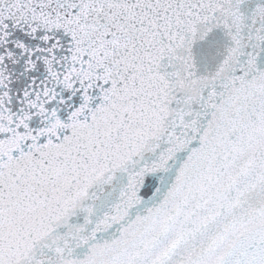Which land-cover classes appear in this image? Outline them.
<instances>
[{
    "label": "snow or ice",
    "instance_id": "6c2138e0",
    "mask_svg": "<svg viewBox=\"0 0 264 264\" xmlns=\"http://www.w3.org/2000/svg\"><path fill=\"white\" fill-rule=\"evenodd\" d=\"M0 264H264V0H0Z\"/></svg>",
    "mask_w": 264,
    "mask_h": 264
}]
</instances>
